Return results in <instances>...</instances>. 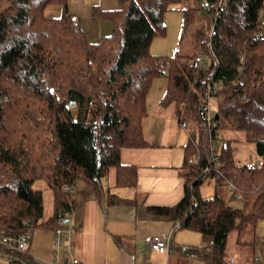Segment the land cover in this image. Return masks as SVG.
Listing matches in <instances>:
<instances>
[{
    "label": "trees",
    "instance_id": "1",
    "mask_svg": "<svg viewBox=\"0 0 264 264\" xmlns=\"http://www.w3.org/2000/svg\"><path fill=\"white\" fill-rule=\"evenodd\" d=\"M67 1L0 0V234L24 231L25 220L32 228H54L59 209L71 211L73 186L82 181L98 193L111 167L117 185L134 186L136 168L122 163L120 153L146 145V95L152 79L161 76L166 85L159 104L172 105L181 126L186 116L195 117L198 134L183 145L182 197L173 206L148 210L207 238L212 264L228 262L224 249L232 230L250 232L237 243L264 257V228L256 232L260 220L264 227V17H258L264 0H205L214 35L209 41L204 32L208 20L196 29L194 53L172 55L151 53V40L165 34L167 10L181 11L184 29L192 12L202 11L198 0H119L117 9L94 8L112 22L111 33L96 41L88 39ZM50 5L60 7L59 15L45 13ZM199 44L210 57H203V66L194 62ZM211 81L221 88L211 92L217 102L208 124L202 106ZM227 125L254 143L259 165L237 162L231 139L215 145L223 178L214 179L231 180L235 191L222 197L215 187L212 197H202L211 140ZM44 189L52 198L45 220ZM127 201L108 194L109 203ZM0 254L10 264H36L1 244Z\"/></svg>",
    "mask_w": 264,
    "mask_h": 264
},
{
    "label": "crops",
    "instance_id": "2",
    "mask_svg": "<svg viewBox=\"0 0 264 264\" xmlns=\"http://www.w3.org/2000/svg\"><path fill=\"white\" fill-rule=\"evenodd\" d=\"M82 3L87 12L84 18L90 21L88 26L101 25L97 30L107 32L111 30L112 22L95 15L93 9H116L118 1L83 0ZM77 19L82 25L80 16ZM103 25L109 30H105ZM84 30L87 37L100 36V30L92 29L90 34L86 29ZM158 107L160 113L156 108L151 118L147 113L146 118L143 119V136L146 145L121 149V162L134 165L136 168L134 186L117 185L115 172L113 174L107 172L101 178L100 192L97 193L91 185L82 181H78L71 190L72 208L68 218L76 227L72 253L81 264H212L206 255L210 242L195 230L180 227L172 232L167 252L151 249L144 241L148 235L170 232L174 221L168 216L150 212L148 207L173 206L183 195L184 176L181 165L185 142L180 143L183 142V138L176 126L173 109H169L168 106L163 107L159 101ZM161 109H165L164 116L161 115ZM155 113L163 119L158 130L155 127L148 128L149 121L156 118ZM152 125L156 126L155 122ZM188 135L190 136L189 133ZM109 193H114L128 201L109 203ZM49 196L50 213L43 212V220L52 214V198L51 195ZM26 254L36 264H41L39 262L41 259L52 257V225L33 228ZM0 256L10 264L4 255L0 254ZM232 258L233 264H255L244 260L237 262L235 257ZM254 258L258 260L257 253L254 254ZM260 264L264 263L260 262Z\"/></svg>",
    "mask_w": 264,
    "mask_h": 264
},
{
    "label": "rangeland",
    "instance_id": "3",
    "mask_svg": "<svg viewBox=\"0 0 264 264\" xmlns=\"http://www.w3.org/2000/svg\"><path fill=\"white\" fill-rule=\"evenodd\" d=\"M80 1H81V6H80ZM97 1V0H95ZM102 1V0H101ZM118 1V6L116 9L120 6V1ZM83 0H68V8L70 12L74 13L78 18L80 16L81 23L80 24L81 28L83 27L84 29L87 30V33L90 34L93 31H99L100 30V36H91L88 35V39L90 41H96L100 37L108 35L112 31V23H111V30L107 28V26L103 25L104 31L100 28V26L96 27H90L88 26L89 19L84 18V15L87 14L86 12V7L82 3ZM103 10H112V9H103ZM45 13L49 16H57L60 13V7L57 5H50L47 6L45 9ZM79 15V16H78ZM181 11L179 9H170L167 10L164 13L163 20L166 25V31L165 34L163 35H158L155 36L150 43L149 50L153 54H162V55H172L175 51H178L183 54H192L194 53V44L196 42V29L198 26L202 25L203 23H206L209 20V17L206 12L201 11V10H195L192 12L191 19L188 23V25L183 29L181 25ZM82 28V29H83ZM83 29V30H84ZM85 31V30H84ZM180 34L183 35V38H179ZM94 35V33L92 34ZM90 37V38H89ZM197 49V48H196ZM204 58H206V55H204ZM166 85V80L159 76L155 77L152 79L151 84L149 86L147 95H146V111L149 114V118L152 117L154 110L158 107V101L160 100V97L165 89ZM216 102L217 98L215 95L210 96L209 104L210 108L212 111L216 110ZM168 106L169 109H173L172 105L167 104L163 105ZM160 113V109H159ZM165 114V109H161V115L164 116ZM156 118L152 119L149 121L148 128L150 129L151 127H155L156 130L159 129L163 119L162 116L158 117L159 115H156ZM146 118V117H145ZM153 122H155V125H152ZM185 126H181L178 123H176V126L178 127V130L180 131V134L183 138L184 143L188 139V133L195 137L198 134L197 130V120L193 116H186L185 117ZM146 130V125L145 128ZM245 134L243 131L233 129L230 126H225L220 129L218 136L216 138V146L215 148L218 149L225 140L231 139L229 141V148L230 151L234 157V159L239 162V163H247L251 164L256 160H259V156L256 154L255 148H254V143L251 141H245L244 139ZM114 168L111 167L108 171V173L113 174ZM38 185L43 187L42 182H38ZM216 187L217 193L222 196V197H227L228 196V186L226 182L224 181H215L214 177L211 176H206L203 178L199 185V193L202 197H212L214 195V188ZM43 193V205H44V213L49 214L50 213V205H49V191L48 189L42 190ZM233 205H238V201L233 200L231 202ZM263 221H259L257 226H256V232L260 235L263 232ZM250 232H243V233H238L236 230H232L228 233L227 239H226V245L224 249V255L225 259H230L232 257H235L237 262L244 260L245 262L252 261L255 264H260V262L264 263V257L257 253L258 260L254 258V255L251 251V247L249 245H241L238 243H241L243 241H247L249 239ZM238 242V243H237ZM24 255H27L25 252L21 253ZM0 262L3 264H7L5 258L0 256Z\"/></svg>",
    "mask_w": 264,
    "mask_h": 264
},
{
    "label": "built area",
    "instance_id": "4",
    "mask_svg": "<svg viewBox=\"0 0 264 264\" xmlns=\"http://www.w3.org/2000/svg\"><path fill=\"white\" fill-rule=\"evenodd\" d=\"M199 6L202 11L206 12L208 7L205 3V0H198ZM224 0H218V5H221ZM215 17V15H214ZM258 17H264V6L259 9ZM204 32L207 33L209 41L215 33L214 27V18H210L209 24L204 28ZM208 51H210V56L215 57L214 53L211 50V44L208 43ZM204 52L199 44L198 49L196 50V55L194 57V62L198 66H203L207 63V60L204 58ZM206 57L210 58L206 55ZM242 67L239 66V69ZM221 85H218L216 81H211L206 85L204 92V104L202 106V114L208 124L212 123L213 112L210 109V96L211 92L214 89H220ZM211 126V125H210ZM216 145V140H211L210 149L211 153L207 157V164H205L202 172L206 175L213 176L216 179L223 178V173L220 170V158L217 152H213V148ZM252 164L259 165V160L254 161ZM225 182L228 186V193L232 194L235 191V186L229 179H225ZM64 190L68 189V186L63 187ZM70 212H65L62 209H59V216L56 221V226L53 228V254L50 259H41L39 262L41 264H81L79 259L72 253V244H73V234L75 233L76 227L74 223L68 218ZM67 220V221H66ZM26 228L24 231L14 235H3L0 234V244L4 247L15 250L17 252L26 253L27 246L31 239V234L33 228L25 220ZM181 227L179 220L175 219L173 221L170 232L161 235H148L144 238L145 243L151 249H154L158 252H167L169 250V242L171 239L172 232L176 231ZM234 259L230 258L226 264H233ZM1 264V262H0Z\"/></svg>",
    "mask_w": 264,
    "mask_h": 264
},
{
    "label": "water",
    "instance_id": "5",
    "mask_svg": "<svg viewBox=\"0 0 264 264\" xmlns=\"http://www.w3.org/2000/svg\"><path fill=\"white\" fill-rule=\"evenodd\" d=\"M72 104V102H70ZM67 221V220H66Z\"/></svg>",
    "mask_w": 264,
    "mask_h": 264
}]
</instances>
